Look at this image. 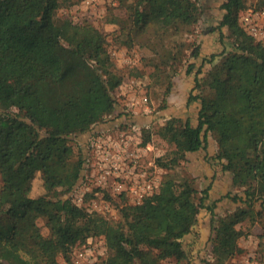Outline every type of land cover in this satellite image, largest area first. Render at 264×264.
Wrapping results in <instances>:
<instances>
[{"label": "trees", "instance_id": "obj_1", "mask_svg": "<svg viewBox=\"0 0 264 264\" xmlns=\"http://www.w3.org/2000/svg\"><path fill=\"white\" fill-rule=\"evenodd\" d=\"M120 5L123 17L109 20L119 25L117 43L150 46L163 66L176 60L170 52L159 53L165 34L194 25L200 15L195 0H120ZM248 7L246 0L220 4L214 28L227 30L231 49L211 55L205 61L209 70L193 79L197 93L188 101L199 103L196 125L172 117L158 129L172 151L156 164L169 173L157 192L124 205L121 221L111 223L60 197L82 172L71 136L113 112V95L123 81L106 38L89 24L60 19L58 0H0V247L24 264H58L59 256L69 259L87 238L102 237L107 255L94 264H181L187 260L181 240L204 208L214 223L206 264H225L241 254L238 241L247 234L241 225L264 221V40H253L239 27V14ZM149 131L142 132L143 144ZM208 133L221 171L239 190L224 197L243 205L216 219V202L204 204L208 188L198 191L193 177L175 170L187 154L204 148ZM35 172L42 180L38 198L30 195ZM5 261L0 254V264Z\"/></svg>", "mask_w": 264, "mask_h": 264}, {"label": "rangeland", "instance_id": "obj_2", "mask_svg": "<svg viewBox=\"0 0 264 264\" xmlns=\"http://www.w3.org/2000/svg\"><path fill=\"white\" fill-rule=\"evenodd\" d=\"M195 1L200 11L197 22L178 32H168L159 43L160 54L168 55L170 52L176 59L170 60L167 66H163L160 64L159 57L150 50V46L135 43L131 47H126L117 43L119 25L117 22L110 24L109 20L123 17V6L120 5V0H58L57 15L60 19H67L74 24H89L104 35L107 49L123 77L121 85L113 95L115 101L113 112L100 123L92 125L86 133L71 136L69 144L75 157L83 162L88 156L86 147L94 133L103 131L114 135L117 129L134 125L139 128L137 137L140 143L136 144L133 150L138 155V170L144 173L146 180H154L158 184L169 173L166 169L157 166L156 159L167 157L172 151V146L163 141L156 132L167 119L172 117L188 119L193 126L196 125L199 103L194 100L188 101L190 94L197 93L196 90H192L193 79L195 77L200 79L209 70L210 64L205 61L211 55L231 49V39L228 37L227 30L223 28L219 31L214 28L220 19L219 6L223 0ZM258 1L246 0V5L249 6L248 8L251 6L261 8L257 7ZM88 37L95 39L96 36L88 31ZM169 83L170 88L167 91ZM143 98H146L145 102ZM149 128L150 140L145 147L141 145L142 132ZM215 154L216 143L213 136L208 133L205 135L204 148L187 154L185 161L181 162L179 168L175 170L193 177L194 186L198 191L208 188V196L204 204L211 205L216 202L214 208L216 219L243 205L235 204L224 197L229 192L235 194L239 190L231 187L230 176L221 171L220 162L215 158ZM88 177L89 179L83 182L79 179L70 191L62 193L60 197L69 198L76 203V196L84 193L80 207L85 208L89 213L104 217L111 223L121 221L120 213L123 206L134 204L131 197L128 194L114 193L109 187H97L94 176H89L88 173ZM31 179L30 195L32 198H38L43 193L40 174L33 173ZM85 188H88L86 192H84ZM37 224L41 233L47 235L44 220L39 219ZM212 224L214 225L209 212L201 208L196 224L181 240L187 254V260L181 264H206L211 260ZM241 227L247 233L238 241L243 251L227 260L225 264H264V221L254 225L245 222ZM92 240L90 244L85 241L81 245L74 246L69 259L59 256L58 264H74L76 252L83 247L92 250L93 263L105 259L107 252L102 237ZM0 254L8 264H24L4 248L0 247ZM162 264H175V262L169 260Z\"/></svg>", "mask_w": 264, "mask_h": 264}, {"label": "built area", "instance_id": "obj_3", "mask_svg": "<svg viewBox=\"0 0 264 264\" xmlns=\"http://www.w3.org/2000/svg\"><path fill=\"white\" fill-rule=\"evenodd\" d=\"M238 23L239 27L253 40H264V7L247 8L239 14ZM145 101L146 98H143V102ZM137 132H139L137 126L128 125L126 128L117 129L114 135L103 131L94 133L86 147L88 156L82 162L79 178L81 182L89 179V173V176H94L97 187H109L119 195L128 194L134 203L132 205L140 204L144 198L157 192L160 184L154 180H146L144 173L137 168L138 155L133 152L136 144L140 143ZM141 145L146 147L147 143L143 144L142 141ZM87 190L88 188H85L84 192ZM83 194L76 196V203L69 198L66 199L80 207ZM86 241L90 244L93 240L87 238ZM93 260L92 250L83 247L76 252L73 262L74 264H94L96 261L93 263Z\"/></svg>", "mask_w": 264, "mask_h": 264}]
</instances>
